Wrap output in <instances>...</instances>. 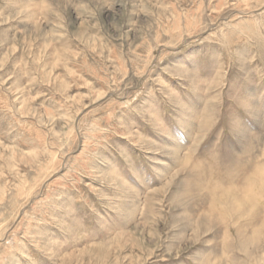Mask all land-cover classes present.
<instances>
[{"label": "rangeland", "instance_id": "1", "mask_svg": "<svg viewBox=\"0 0 264 264\" xmlns=\"http://www.w3.org/2000/svg\"><path fill=\"white\" fill-rule=\"evenodd\" d=\"M0 264H264V0H0Z\"/></svg>", "mask_w": 264, "mask_h": 264}, {"label": "bare ground", "instance_id": "2", "mask_svg": "<svg viewBox=\"0 0 264 264\" xmlns=\"http://www.w3.org/2000/svg\"><path fill=\"white\" fill-rule=\"evenodd\" d=\"M247 152H248V151H247ZM248 155H249V154H248ZM248 155H247V156H248Z\"/></svg>", "mask_w": 264, "mask_h": 264}]
</instances>
